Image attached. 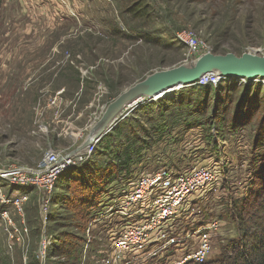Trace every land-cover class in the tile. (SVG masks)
<instances>
[{
	"label": "rangeland",
	"instance_id": "1",
	"mask_svg": "<svg viewBox=\"0 0 264 264\" xmlns=\"http://www.w3.org/2000/svg\"><path fill=\"white\" fill-rule=\"evenodd\" d=\"M136 2L142 3L141 18L129 13ZM48 4L4 0L0 8V160L5 163L34 166L49 151L75 150L110 104L151 75L192 66L207 54L264 58V0H88L87 8L78 4L68 12L57 0ZM185 30L205 44L197 55L177 39ZM245 80L248 84L237 79L190 87L134 111L130 107L90 165L60 178L47 223L39 212L41 197L24 189L30 229L26 264H110L111 225L95 214L110 186L161 167L181 172L201 160L222 163L226 175L199 208L193 206L191 221L209 215L208 220L223 222L212 236L216 248L210 259L217 257L237 237L229 205L256 189L252 162L264 151L253 148L260 113L249 122L244 103L241 113L235 109L245 88L262 85ZM147 141L152 145L142 151ZM124 161H130L127 167ZM94 174L101 175L99 182H92ZM5 209L20 218L14 204L0 201V212ZM6 241L0 230V264H24V252H9ZM59 245L66 253L51 251Z\"/></svg>",
	"mask_w": 264,
	"mask_h": 264
},
{
	"label": "built area",
	"instance_id": "2",
	"mask_svg": "<svg viewBox=\"0 0 264 264\" xmlns=\"http://www.w3.org/2000/svg\"><path fill=\"white\" fill-rule=\"evenodd\" d=\"M68 1L57 0L61 5H67ZM177 39L196 55L205 45L190 30L177 34ZM221 77L218 73H210L195 85H220ZM239 80L248 84L245 79ZM256 82L264 86V80L258 79L249 84ZM145 100L148 101L142 99L133 103L131 109L135 110L144 102H152L150 99ZM101 140H96L76 156H69L72 151H49L34 166L10 164L0 160L1 204H14L20 212L18 220L12 218L8 209L0 212V230L7 236L9 252H24V264L28 262L30 229L23 215V206L28 202L29 195L23 190H34L41 197L39 212L47 223V217L52 210L54 190L60 178L69 170L87 164ZM201 161H195V166L187 167L181 172L161 167L151 173L137 174L110 186L107 195L109 202H101L99 207L102 210L95 213L96 218H106L111 225L110 264H164L165 258L169 260L166 264H205L211 260L216 248L212 236L220 233L223 222L219 219L208 220L207 217L195 224H191V221L196 216L195 208H199L202 204L200 202L207 200V196L216 191L226 175L222 163L210 160L200 164ZM7 191L15 192L8 198L5 195ZM88 231L90 233L92 229ZM193 236L198 237L196 243L192 241ZM187 242L195 244L190 247ZM184 248L189 251L181 259H170L178 251L184 253ZM44 254L45 252H40V255Z\"/></svg>",
	"mask_w": 264,
	"mask_h": 264
},
{
	"label": "trees",
	"instance_id": "3",
	"mask_svg": "<svg viewBox=\"0 0 264 264\" xmlns=\"http://www.w3.org/2000/svg\"><path fill=\"white\" fill-rule=\"evenodd\" d=\"M3 1L4 0H0V8L3 5ZM141 12V2H136L129 9V13L135 18H141ZM210 90L211 88H207L206 92ZM244 93L239 98V104H245L244 112H248V116L245 119H248L250 122L254 119V116L257 113H260L261 116L253 144V148L257 152V150L264 147V103H262V100H264V86L257 85L253 88L247 87L244 89ZM235 109L237 113H241L243 110L241 104L237 105ZM245 119L242 120L244 121ZM233 122L236 123V120L233 119ZM106 138L107 137L105 136L99 142L97 150L94 153L95 155L97 154L98 149H101L104 145ZM151 145L150 141H147L145 148H142L141 150L150 149ZM128 159L131 160V157L129 156ZM91 161L82 168L88 167ZM129 163L130 161H124L123 166L127 167ZM252 164L254 166V174H256V178L258 179L254 184L256 189L250 190L246 199L231 201L229 205L230 214L232 212L234 219L236 218L235 224L237 227V237L230 240L226 245H223L221 253L205 264H264V151L256 153V157L253 159ZM92 170L97 171L98 168L94 167ZM120 171L122 170L120 169ZM94 175L98 177L92 182H99L101 175ZM111 178L112 177L107 178L106 184ZM60 186L65 188L66 184L64 185L63 183V185ZM206 217L208 219L209 215ZM222 244L223 243H221V245ZM54 250L55 253H57L60 250L63 251L64 248L60 245L59 247H51V251L53 252ZM64 253H66L65 250ZM188 264L196 263L190 262Z\"/></svg>",
	"mask_w": 264,
	"mask_h": 264
},
{
	"label": "water",
	"instance_id": "4",
	"mask_svg": "<svg viewBox=\"0 0 264 264\" xmlns=\"http://www.w3.org/2000/svg\"><path fill=\"white\" fill-rule=\"evenodd\" d=\"M218 73L222 77H238L239 79L264 80V58L244 55L240 58L234 55L214 56L207 54L199 58L192 66H181L165 72L151 75L143 82L135 85L123 93L116 101L109 105L98 124L90 131L85 141L69 156H76L91 146L96 140H101L117 126L121 112L133 103L142 99L164 98L167 94L192 87L203 76ZM134 111V109H133Z\"/></svg>",
	"mask_w": 264,
	"mask_h": 264
},
{
	"label": "crops",
	"instance_id": "5",
	"mask_svg": "<svg viewBox=\"0 0 264 264\" xmlns=\"http://www.w3.org/2000/svg\"><path fill=\"white\" fill-rule=\"evenodd\" d=\"M48 1L49 0H41V3L46 7V6H49L48 4ZM53 1V0H52ZM87 2L88 0H69L68 1V4L64 7L65 11H70V10H74V8L79 4L80 7H83L84 6V9L85 7L87 8ZM38 206H39V203H38Z\"/></svg>",
	"mask_w": 264,
	"mask_h": 264
},
{
	"label": "bare ground",
	"instance_id": "6",
	"mask_svg": "<svg viewBox=\"0 0 264 264\" xmlns=\"http://www.w3.org/2000/svg\"><path fill=\"white\" fill-rule=\"evenodd\" d=\"M237 79H239L238 77H222L221 79H220V81H234V80H237ZM251 82H254V80H250ZM194 86H196V85H193L192 87H194ZM190 88V87H189ZM176 92V91H175ZM174 92H171V93H169V95H171V94H173ZM129 108L130 107H127V108H125L124 110H123V112H121V114L120 115H124V114H126V111H128L129 110Z\"/></svg>",
	"mask_w": 264,
	"mask_h": 264
}]
</instances>
